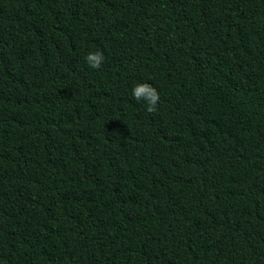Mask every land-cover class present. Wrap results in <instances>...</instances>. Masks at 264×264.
Here are the masks:
<instances>
[{
    "label": "trees",
    "instance_id": "obj_1",
    "mask_svg": "<svg viewBox=\"0 0 264 264\" xmlns=\"http://www.w3.org/2000/svg\"><path fill=\"white\" fill-rule=\"evenodd\" d=\"M0 264H264V0H0Z\"/></svg>",
    "mask_w": 264,
    "mask_h": 264
},
{
    "label": "clouds",
    "instance_id": "obj_2",
    "mask_svg": "<svg viewBox=\"0 0 264 264\" xmlns=\"http://www.w3.org/2000/svg\"><path fill=\"white\" fill-rule=\"evenodd\" d=\"M86 59L91 67L99 68L103 60V56L101 53H89ZM133 96L137 100H140L141 98H146L148 102V112H152L155 110L157 101L160 99L156 89L147 83L137 85L133 89Z\"/></svg>",
    "mask_w": 264,
    "mask_h": 264
}]
</instances>
